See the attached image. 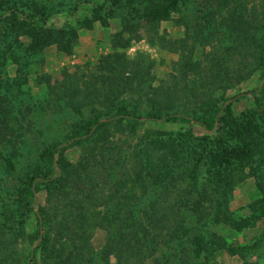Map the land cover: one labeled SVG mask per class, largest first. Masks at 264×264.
Listing matches in <instances>:
<instances>
[{
	"label": "rangeland",
	"instance_id": "374dc122",
	"mask_svg": "<svg viewBox=\"0 0 264 264\" xmlns=\"http://www.w3.org/2000/svg\"><path fill=\"white\" fill-rule=\"evenodd\" d=\"M39 2L51 12L44 23L19 24L0 8V94L9 102L1 108L10 109L0 114L6 120L0 125V264H32L35 224L32 212L20 217L21 191L31 175L50 167L59 172L55 186L36 193L45 239L36 264H117L113 252H104L119 234L118 221L106 213L122 203L141 217L156 211L153 222L144 220L151 237L162 225L175 231L164 234L143 264H264V216L254 220L250 211L264 200V95L249 93L230 107L231 118L250 117L261 134L243 163L229 158L237 140L218 145L190 125L140 120L110 129L105 150L100 130L77 146L69 143L82 122L102 119L118 105L141 115L197 118L224 98L254 90L264 0ZM40 28L65 32L36 51L31 37ZM64 73H76L77 84H96L100 95L76 109L55 100L47 109V83H62ZM50 145L61 146L52 160ZM194 206L218 210L216 220L193 215ZM171 207L178 216L169 214ZM68 256L73 260L63 262Z\"/></svg>",
	"mask_w": 264,
	"mask_h": 264
},
{
	"label": "trees",
	"instance_id": "16d2710c",
	"mask_svg": "<svg viewBox=\"0 0 264 264\" xmlns=\"http://www.w3.org/2000/svg\"><path fill=\"white\" fill-rule=\"evenodd\" d=\"M22 1L23 0H0V8L2 10H4L3 8H5V10H9L11 16L14 17V21H18L19 24H22L23 22H30L33 24L37 20L44 23L51 14L49 9H47L45 5H42L39 0H33L30 3H28V0H24L23 6L18 5ZM23 14H25L23 18L19 17ZM126 26H130L128 20L123 21V27ZM64 32L65 31L62 29L40 28L36 35L31 37L35 50L41 51L45 46L55 43L56 39H58V37ZM258 68L259 83L254 90H250L246 93L235 95L233 97L224 98L219 105L205 111L200 117L193 118L178 113H151L141 115L128 110L124 106L118 105L114 108L112 114L105 115L102 119L94 118L88 122H82L76 131L70 135L69 143L73 146H77L83 142L93 130H100L103 135L99 140V149H103L104 147L106 148L107 144L111 143L108 136L109 134H112L109 131L110 129L119 131L122 129L123 124H133L140 120L177 125H190L198 127L205 133H211L213 137L218 138V145L227 141L237 140L239 143L236 147H232L230 149L229 158H232L233 160H240V162L243 163V160L247 161L250 157L252 146H257L261 134L256 131L257 127L253 125L250 117L245 115V117L241 119L231 118L230 107L234 102L239 101L240 97L246 96L249 93L255 94L259 92L264 95V46L259 56ZM78 79L79 77H77L76 73H64L62 83H55L53 86L47 83L49 99L47 101L46 108L50 110L52 107L51 103L55 100L58 102H65L66 105L76 109L91 101L94 97L100 95H98V93H100L101 90L99 87H96V84H93L90 88V83L86 81H80L79 84H77ZM100 81L113 83L115 80L108 76H102L100 77ZM104 96L107 102L111 101V92L107 91ZM8 103V99L5 95L0 94V114H9L10 109L8 106L7 108H1L3 104ZM58 108L59 106L56 110H58ZM0 125L4 127L6 125V120L0 119ZM218 145H215V147H218ZM216 149L220 150V154L225 153V151L221 148ZM60 150V145H50L47 151V156L52 160L55 154H57ZM87 160L88 158H86V161L84 159L85 162H81V166L87 167ZM91 161L89 159L88 166L92 163ZM58 173V170L54 167H50L41 174H33L27 179L25 186L21 191L19 203L20 217H25L28 213L32 212L35 224V246L31 248L28 253V261L32 264H36V251L43 248L45 242L43 235H41L44 226V208L37 202L36 193L40 188L49 189L54 187L57 182ZM259 178L261 177H258V180ZM257 186L260 188L259 185ZM202 210V207L194 206L192 209V212L194 213L193 215L197 217L200 215L201 219L208 218L212 215V217L216 220V217L214 216L217 214L218 210L210 208L206 213ZM250 211L253 219L259 220V218L264 216V200L260 201L257 208L251 207ZM155 212L156 211L143 213L141 217L139 214L135 215L133 209L129 207V205L127 206L122 203L116 207L115 210L110 211L109 214L106 213L110 220L118 221L119 234L116 239L111 238L107 241V245L109 248L111 247V249H109V251L105 250L104 252L109 255L113 252L112 254L115 256L117 264H132L134 260H138L137 262L139 264H143L147 258L152 256L153 252L159 250V244H161L163 238L166 237L168 233L171 238L175 232H173L174 229L167 228L162 225L156 229L155 234L151 237V231L148 230L150 223H148V225L144 222V220L153 222L152 220ZM178 212V207H171L169 209V214L174 216H178ZM245 221L246 220H244V223L247 222ZM176 223L177 222H175V224ZM241 228L242 226L240 229ZM162 232H164L163 235H167L163 236L161 234ZM202 250L204 251V248ZM73 258L74 257L68 256L63 262H70Z\"/></svg>",
	"mask_w": 264,
	"mask_h": 264
}]
</instances>
